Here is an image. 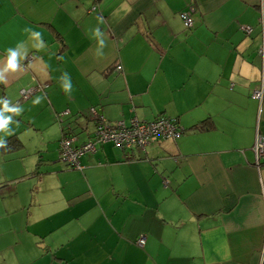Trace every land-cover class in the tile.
<instances>
[{"label": "crops", "instance_id": "1", "mask_svg": "<svg viewBox=\"0 0 264 264\" xmlns=\"http://www.w3.org/2000/svg\"><path fill=\"white\" fill-rule=\"evenodd\" d=\"M92 107L185 131L140 159L98 143L71 173L57 115L82 143ZM0 119V143H22L3 155L25 133L58 160L39 154L32 173L47 176L22 201L0 191V264H264V0H0Z\"/></svg>", "mask_w": 264, "mask_h": 264}, {"label": "built area", "instance_id": "2", "mask_svg": "<svg viewBox=\"0 0 264 264\" xmlns=\"http://www.w3.org/2000/svg\"><path fill=\"white\" fill-rule=\"evenodd\" d=\"M96 9V6L92 8V10ZM192 14V8L182 11L180 14L187 29L194 27L195 21ZM243 29L247 33L252 32V28L249 26H244ZM118 69L121 70L122 66L119 65ZM36 90V88L22 89V99L29 98ZM252 96L256 99H262L263 88H256ZM90 113L96 126L87 141L79 143L77 136L71 131L69 132V130L66 133H62L60 139V160L70 167L81 169L80 159L82 155L86 152H94L98 143L112 142L118 148L133 154L134 151H145L154 142L175 139L184 132V129L178 125L175 119L164 115L150 121L139 120L137 118H132L129 121H112L95 107L90 109ZM69 114V110L58 113L57 117L61 123V127L64 125V117ZM253 150L255 152L256 165L261 167L264 162V134H258ZM138 244L143 246L145 238H140Z\"/></svg>", "mask_w": 264, "mask_h": 264}, {"label": "rangeland", "instance_id": "3", "mask_svg": "<svg viewBox=\"0 0 264 264\" xmlns=\"http://www.w3.org/2000/svg\"><path fill=\"white\" fill-rule=\"evenodd\" d=\"M64 121L66 124L72 125V127H74V131L76 130L72 117L69 118L67 116ZM58 123L61 127V123L59 120ZM24 134L25 133H22V136L25 138L23 140L21 139L24 144L23 148L18 149L6 156L3 155L0 151V191L4 193L10 190H15V193H21L19 194L20 201H22L23 198L27 195L29 187L36 186L38 189H40L42 179L47 176V173L40 174V176H37L38 174L32 173L37 164L39 154L42 155L46 164L49 162L48 164L54 165V161H58L54 158V155H51V153L45 151L46 143L48 142L43 140L42 135L26 136ZM73 134L75 133L73 132ZM57 163H62L63 165H65L60 161H58ZM46 164H44L43 167L47 166ZM27 167L29 169L27 171H23ZM70 168L71 173L75 172L74 170H72L73 167ZM4 196L5 194H0V201H4ZM5 200H15V198L13 199V197L7 195Z\"/></svg>", "mask_w": 264, "mask_h": 264}, {"label": "trees", "instance_id": "4", "mask_svg": "<svg viewBox=\"0 0 264 264\" xmlns=\"http://www.w3.org/2000/svg\"><path fill=\"white\" fill-rule=\"evenodd\" d=\"M64 120H65V118L63 119V124L64 125L62 126V133H64V132L66 133L68 130H69V132L70 131L72 132V130H74V127H72V125H70V124H66ZM206 125H207V120L201 121L200 123L196 124L194 126V128H196V129H204L206 127ZM21 145H22V143L20 142V140L18 139V137L16 135H12V136H10L9 138L5 139L4 141H2L0 143V147L3 150L4 153L11 152L12 150L16 149L17 147H20ZM125 158L130 160L132 158H134V159L135 158H139V156L137 157V155L132 154L131 152H129V153L126 152ZM37 171H38V169H37Z\"/></svg>", "mask_w": 264, "mask_h": 264}, {"label": "clouds", "instance_id": "5", "mask_svg": "<svg viewBox=\"0 0 264 264\" xmlns=\"http://www.w3.org/2000/svg\"><path fill=\"white\" fill-rule=\"evenodd\" d=\"M15 61H16L15 54H12L7 61V65H6L5 70L10 69V70L15 71V69H16V62ZM4 110L5 111H17L16 109H8L6 104L4 106ZM7 123H8L7 120L0 119V130L4 129Z\"/></svg>", "mask_w": 264, "mask_h": 264}]
</instances>
